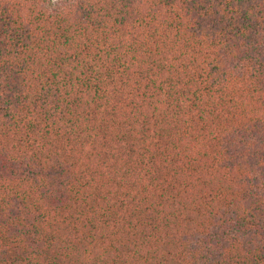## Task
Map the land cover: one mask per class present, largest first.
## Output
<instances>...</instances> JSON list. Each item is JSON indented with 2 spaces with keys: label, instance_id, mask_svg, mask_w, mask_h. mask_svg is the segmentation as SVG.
<instances>
[{
  "label": "trees",
  "instance_id": "obj_1",
  "mask_svg": "<svg viewBox=\"0 0 264 264\" xmlns=\"http://www.w3.org/2000/svg\"><path fill=\"white\" fill-rule=\"evenodd\" d=\"M0 264H264V0H0Z\"/></svg>",
  "mask_w": 264,
  "mask_h": 264
}]
</instances>
